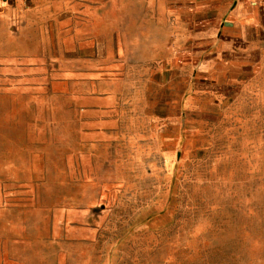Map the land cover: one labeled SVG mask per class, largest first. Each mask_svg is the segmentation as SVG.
I'll use <instances>...</instances> for the list:
<instances>
[{
  "label": "rangeland",
  "instance_id": "obj_1",
  "mask_svg": "<svg viewBox=\"0 0 264 264\" xmlns=\"http://www.w3.org/2000/svg\"><path fill=\"white\" fill-rule=\"evenodd\" d=\"M76 23L37 79L0 67V261L264 264V64L236 86L230 34L179 57L129 22L117 56L114 22Z\"/></svg>",
  "mask_w": 264,
  "mask_h": 264
},
{
  "label": "crops",
  "instance_id": "obj_2",
  "mask_svg": "<svg viewBox=\"0 0 264 264\" xmlns=\"http://www.w3.org/2000/svg\"><path fill=\"white\" fill-rule=\"evenodd\" d=\"M77 17L96 19L105 28L114 22L111 48L117 56L125 49L123 33L129 22L163 28L168 34L165 48H174L179 57L188 53L189 36L196 42L192 35L207 27L218 36L230 34L228 41H218L214 54L219 65L240 70L236 86L242 85V73L264 64V0H0V67H9L26 83L42 76L41 67L59 58L61 44L75 43ZM172 34L181 38L172 42ZM107 47L101 37L99 49ZM92 263L90 256L74 250L55 264Z\"/></svg>",
  "mask_w": 264,
  "mask_h": 264
}]
</instances>
